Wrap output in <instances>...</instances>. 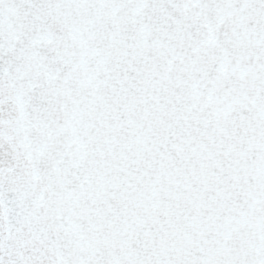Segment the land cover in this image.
Returning a JSON list of instances; mask_svg holds the SVG:
<instances>
[{
  "label": "snow or ice",
  "instance_id": "obj_1",
  "mask_svg": "<svg viewBox=\"0 0 264 264\" xmlns=\"http://www.w3.org/2000/svg\"><path fill=\"white\" fill-rule=\"evenodd\" d=\"M0 264H264V0H0Z\"/></svg>",
  "mask_w": 264,
  "mask_h": 264
}]
</instances>
